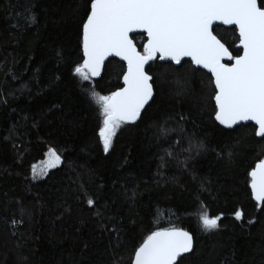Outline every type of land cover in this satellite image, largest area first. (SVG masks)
Returning <instances> with one entry per match:
<instances>
[{
    "label": "trees",
    "instance_id": "obj_1",
    "mask_svg": "<svg viewBox=\"0 0 264 264\" xmlns=\"http://www.w3.org/2000/svg\"><path fill=\"white\" fill-rule=\"evenodd\" d=\"M89 5L0 0V264H129L143 237L168 227L194 237L181 264H264V211L248 176L264 137L251 123L215 120L209 73L187 58L155 59L146 67L153 99L105 153L88 91L118 90L125 65L110 58L90 82L73 75ZM213 33L240 54L235 27ZM131 37L143 52L144 34ZM50 148L61 160L36 179L33 166ZM199 206L221 215L219 229L197 228Z\"/></svg>",
    "mask_w": 264,
    "mask_h": 264
},
{
    "label": "snow or ice",
    "instance_id": "obj_2",
    "mask_svg": "<svg viewBox=\"0 0 264 264\" xmlns=\"http://www.w3.org/2000/svg\"><path fill=\"white\" fill-rule=\"evenodd\" d=\"M89 9L82 23V63L74 66L73 75L90 82L101 75L107 57L115 55L127 62L122 88L108 95L96 92L94 85L88 91L102 117L98 135L105 153L117 130L141 119L153 99V77L145 65L157 55L176 64L190 57L192 64L207 69L212 75L215 120L229 128L240 121H254L255 135L264 137V0H90ZM216 21L236 26V50L242 49V55H233L229 42L213 33ZM137 29L147 34L143 52L129 36ZM225 57L234 62L223 63ZM165 133L162 129L161 134ZM49 153L56 162L61 160L55 149L50 148ZM39 174H45L44 170ZM36 175L33 167L34 178ZM248 176L255 207L264 211V159ZM87 204L94 206L95 201L89 198ZM234 216L241 221L244 213L236 210ZM199 219L206 232L220 227L221 215L203 211ZM193 249L188 231L157 228L131 250L129 264H181L184 254Z\"/></svg>",
    "mask_w": 264,
    "mask_h": 264
},
{
    "label": "water",
    "instance_id": "obj_3",
    "mask_svg": "<svg viewBox=\"0 0 264 264\" xmlns=\"http://www.w3.org/2000/svg\"><path fill=\"white\" fill-rule=\"evenodd\" d=\"M215 25H221V26H224V27H235V29H236V32H237V35H238V30H237V28H236V26L235 25H224L222 22H219V21H216V22H214L213 23V25H212V31H213V27L215 26ZM137 33H142V34H144V36H145V38H146V36H147V34H146V32H144L142 29H137V30H135L134 32H131V33H129V36H130V38L132 39V35L133 34H137ZM133 40V39H132ZM145 43H146V40H145ZM144 43V44H145ZM239 44V41H238V43L236 44V46ZM81 50H82V44H81ZM138 50V49H137ZM139 51V50H138ZM239 55H242V49H240V54ZM82 57H83V52H82ZM110 58H116L117 60H119L120 62H122L124 65H125V70H124V72L127 70V62L126 61H124L122 58H120V57H117V56H115V55H112V56H109V57H107L106 59H105V61H104V65H105V63L107 62V60L108 59H110ZM183 58H187V59H189L190 61H191V58L190 57H183ZM183 58H182V60H183ZM159 62H170V63H172L173 65H175V66H177V65H179V64H176V62L175 61H172V60H170V59H160L159 58V56L157 55V58H156ZM155 60V59H154ZM150 62V61H149ZM149 62H148V64H149ZM223 63H227V64H230V63H233L234 61H231V60H229L227 57H225L224 59H223V61H222ZM148 64H146L145 65V70H146V67H147V65ZM193 66L194 67H197V68H200V69H202V70H204V71H206L207 73H209L210 75H211V73L207 70V69H204L202 66H199V65H194L193 64ZM104 67V66H103ZM103 70V69H102ZM123 72V73H124ZM101 73H102V71H101ZM212 76V75H211ZM124 86V84H123V74H122V77H121V87L120 88H122ZM150 103V102H149ZM147 106V105H146ZM145 106V107H146ZM218 123H219V121H217ZM242 123H251V124H253V125H255V122L254 121H251V120H249V121H240V122H238L236 125H239V124H242ZM220 124V123H219ZM220 125H222V124H220ZM222 126H224V127H226L225 125H222ZM233 126H235V125H233ZM232 126V127H233ZM255 127H257L256 125H255ZM257 137H259V136H257ZM262 159H264V156L262 157ZM259 162V161H258ZM257 162V163H258ZM256 163V164H257ZM256 164L254 165V167L256 166ZM253 167V168H254ZM252 170V169H251ZM250 170V171H251ZM249 184H250V182H249ZM250 187V186H249ZM250 191H251V188H250ZM176 228H178V227H176ZM180 229H182V228H180ZM183 230H185V229H183ZM185 231H188V230H185ZM189 232V231H188ZM191 235H192V233L191 232H189ZM193 236V235H192ZM142 243V242H141ZM193 244H194V237H193ZM139 246V245H138ZM137 246V247H138ZM189 254V253H188ZM184 255H186V254H184Z\"/></svg>",
    "mask_w": 264,
    "mask_h": 264
},
{
    "label": "rangeland",
    "instance_id": "obj_4",
    "mask_svg": "<svg viewBox=\"0 0 264 264\" xmlns=\"http://www.w3.org/2000/svg\"><path fill=\"white\" fill-rule=\"evenodd\" d=\"M55 163L58 164L59 162H56L54 160V157L49 153V151L46 152L45 157L40 160L39 162H37L33 167H35L37 175L35 176V178H39L40 176H42L41 174H39L41 172V170H44V172H46L48 169H50L51 167L49 165ZM32 174H33V169H32ZM34 177V176H33ZM206 211L204 207L199 206L197 207V209L195 210L194 213V220L196 222V226L200 231L205 232V230L202 227L201 221L199 219L200 213Z\"/></svg>",
    "mask_w": 264,
    "mask_h": 264
},
{
    "label": "flooded vegetation",
    "instance_id": "obj_5",
    "mask_svg": "<svg viewBox=\"0 0 264 264\" xmlns=\"http://www.w3.org/2000/svg\"><path fill=\"white\" fill-rule=\"evenodd\" d=\"M45 157V156H44ZM60 162V161H59ZM56 165H58V164H56ZM52 168V167H51Z\"/></svg>",
    "mask_w": 264,
    "mask_h": 264
}]
</instances>
